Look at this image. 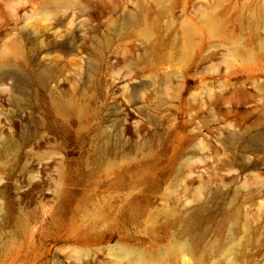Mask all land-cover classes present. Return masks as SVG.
<instances>
[{"label":"rangeland","instance_id":"obj_1","mask_svg":"<svg viewBox=\"0 0 264 264\" xmlns=\"http://www.w3.org/2000/svg\"><path fill=\"white\" fill-rule=\"evenodd\" d=\"M3 139L0 264H264V0H0Z\"/></svg>","mask_w":264,"mask_h":264},{"label":"bare ground","instance_id":"obj_2","mask_svg":"<svg viewBox=\"0 0 264 264\" xmlns=\"http://www.w3.org/2000/svg\"><path fill=\"white\" fill-rule=\"evenodd\" d=\"M25 63L28 65V63H27V61H25ZM46 76H47V72H45V71H40L39 72V77L40 78H42V79H44V78H46ZM23 82H24V85H26L27 86V82H28V78H27V76L25 75V77L23 78ZM20 94H22V95H25L26 94V89L25 88H22V91H21V93ZM42 123H44V124H42ZM38 122L37 123V125L38 126H41L42 128L44 127V128H49L50 130H54V129H56V125L53 123V122H51V121H46V123H45V121L43 120V122ZM4 140V139H3ZM2 142H4L3 144H1L2 145V147H0V158H2V159H4V158H7L11 153H10V151L13 149V143H10V142H8V141H2ZM29 157V156H28ZM107 173V172H106ZM32 187V186H31ZM30 189H32V188H30ZM107 189V188H106ZM24 190H26V189H24ZM34 190V189H33ZM26 194V193H25ZM21 195V194H20ZM20 195H19V197H20ZM22 195H24V192H23V194ZM21 195V196H22ZM25 196V195H24ZM23 197V196H22ZM16 198V197H15ZM17 199V198H16ZM24 199V198H23ZM22 199V200H23ZM18 201V200H17ZM21 203V202H20ZM1 213V212H0ZM21 227V226H20ZM14 236V235H13ZM27 236H25V238H26ZM17 239V238H16ZM13 242V241H12ZM16 242V241H15ZM20 242V241H19ZM7 246V245H6ZM13 246H15V245H13ZM24 246V245H23ZM22 246V247H23ZM17 248V247H16ZM24 249V247L23 248H19V249H17L16 250V253H21V251ZM42 250H43V252H45V249H44V247H43V241H42V237L40 236V234L39 233H32L31 235H30V240H29V243H28V245H26V248L22 251V256L20 257V258H18L19 260H21V262L22 261H24V262H35V261H38V260H40L41 259V255H42V253H40V252H42ZM120 254V253H119ZM127 256V257H129V255H133V252L131 251L129 254H128V252H123V251H121V254L120 255H118V256ZM12 256V255H11ZM8 261V260H7ZM12 261V260H11ZM42 264V263H41ZM140 264H143V263H140Z\"/></svg>","mask_w":264,"mask_h":264}]
</instances>
